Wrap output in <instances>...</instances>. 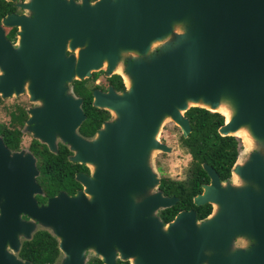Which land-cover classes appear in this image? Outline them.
I'll return each mask as SVG.
<instances>
[{
  "label": "water",
  "instance_id": "1",
  "mask_svg": "<svg viewBox=\"0 0 264 264\" xmlns=\"http://www.w3.org/2000/svg\"><path fill=\"white\" fill-rule=\"evenodd\" d=\"M20 7L24 15L0 19V98L25 92L37 106L26 110L24 130L49 153L64 145L67 160L87 173L74 174L73 195L59 191L37 204L34 158L0 138V264H30L15 254L35 227L55 240L57 264H84L85 254L101 264H264V0H24ZM12 26L16 48L2 41L1 27ZM101 69L123 90L91 91V106L109 118L82 138L81 100L70 84ZM197 98L221 105L228 120L186 103ZM192 107L222 117L219 136L238 139L231 132L247 128L252 151L239 161L237 153L225 181L201 164L207 182L191 201L208 204L209 213L195 220L193 210L180 211L163 224L156 213L176 198L157 189L149 157L169 151L156 139L164 116L185 138L183 113Z\"/></svg>",
  "mask_w": 264,
  "mask_h": 264
},
{
  "label": "trees",
  "instance_id": "2",
  "mask_svg": "<svg viewBox=\"0 0 264 264\" xmlns=\"http://www.w3.org/2000/svg\"><path fill=\"white\" fill-rule=\"evenodd\" d=\"M92 1V0H88ZM101 72L91 73L89 78L80 81L73 80L70 90L75 97L80 98V108L84 119L76 132L82 138H90L99 128L100 124L109 118L106 111L91 106V91L103 89L93 85V81ZM105 82L113 91L123 90L120 78L117 75L105 77ZM183 116L188 121L189 132L185 138L180 135L178 143L189 157L188 166L183 180H171L160 177L157 189L163 196H173L175 203L157 212L161 222L167 223L180 211L193 210L195 220H202L210 211L208 204L194 206L191 198L200 192V185L207 182V177L201 169V164H206L214 170L219 181L229 177L230 168L239 154L238 140L230 136H219L216 129L222 124V117L217 113H210L200 108H188ZM2 144L16 150L19 142L17 130L9 131L0 126ZM28 150L36 159L35 168L37 176L35 182L41 194L35 195L37 204L43 203L48 197L62 191L66 195H73L79 184L73 180L76 173H87L83 165L71 163L67 160L70 152L64 145L58 144L55 153H49L45 146L32 140ZM18 258L27 260L30 264H52L57 256L55 240L45 230H36L27 241H21L17 253ZM86 264H101L100 260L92 257ZM114 264H127L126 261L115 260Z\"/></svg>",
  "mask_w": 264,
  "mask_h": 264
},
{
  "label": "rangeland",
  "instance_id": "3",
  "mask_svg": "<svg viewBox=\"0 0 264 264\" xmlns=\"http://www.w3.org/2000/svg\"><path fill=\"white\" fill-rule=\"evenodd\" d=\"M99 72H101V73L98 74L96 79L93 81V85H98L100 87H104V89H105L106 88L105 75H104L102 69L99 70ZM114 73H116V74L119 73L118 67H117V69H115ZM121 80L123 81L122 77H121ZM66 90L69 91L68 85H66ZM16 96L18 98H21L24 102L27 101V103H24V104H26V106L28 105L26 110L37 106V103H33V102L29 101L25 92H22L21 94H18ZM16 96H10V97L12 98V97H16ZM10 97L0 98V125H5V123H6L7 110H8V109H6V105H7V103L10 102V99H7V98H10ZM21 133H22V143L25 145L27 139L28 138L32 139V138H31L30 134L24 130V124H23V127L21 129ZM179 135H180L179 130L168 120L162 121V123L159 125L158 132L156 135V139L158 142L163 143L165 146H167L169 148V151L166 153H162L160 151H154V152H152V154L149 157V164L151 166V169L155 173V175L158 179L160 177H165V178H168L171 180H178L179 181V180H183L185 178V173H186V169L188 166L189 157L185 153L184 149L179 146V143H178ZM235 137L238 138L237 139L238 143L240 141L239 145H241V149L239 147V149H240L239 150V158L243 155V152L248 151V153H249L250 151H252V148H249L247 150L245 149L246 145L244 142V139H245L244 133H240V134L236 133ZM21 149L26 150L24 147ZM21 149H19V150H21ZM244 149H245V151H244ZM239 158H238V161H239ZM156 215H157V213H156ZM36 230H44V229H42L40 227H35L34 232ZM21 241H24V240L20 239V243H21ZM17 253L18 252H16L15 256L18 258ZM92 257L93 256L91 254H85L84 255V264H86L87 261L89 259H91ZM18 259H20V258H18ZM58 259H59V254L53 263L57 264Z\"/></svg>",
  "mask_w": 264,
  "mask_h": 264
},
{
  "label": "flooded vegetation",
  "instance_id": "4",
  "mask_svg": "<svg viewBox=\"0 0 264 264\" xmlns=\"http://www.w3.org/2000/svg\"><path fill=\"white\" fill-rule=\"evenodd\" d=\"M22 3H24V0H0V19L3 18L4 16L11 15V14L15 15V16L24 15L25 12L20 7V5ZM1 31H2V33H1L2 34V41L7 43L11 48H16V45H17L16 41H17V37H18L17 27L16 26L1 27ZM65 54H67L66 51H65ZM105 85L108 86L107 84H105ZM103 90H104V87L100 91H103ZM7 99H10V102L7 103V105H6V109H8L7 110V120H6L5 125H0V126L5 127L9 131H12V130L16 131L17 130V132L19 133V142L17 145L18 146L17 149L16 150H10L8 148L7 149L9 151L14 152V151H18L19 149L24 147L32 155V153L28 150V147L30 146V143L33 139L28 138L26 141V144L24 145L22 143V133H21V129H22L24 121L26 119V108L28 106V105L26 106V104H24V103H27V101L24 102L21 98H18L17 96L12 97V98L10 97ZM58 144H60V143L57 142L56 146ZM32 157L34 158V165H35L36 159L33 155H32ZM45 200H44V202H45ZM43 203H40V204H43ZM52 264H54V263H52Z\"/></svg>",
  "mask_w": 264,
  "mask_h": 264
},
{
  "label": "bare ground",
  "instance_id": "5",
  "mask_svg": "<svg viewBox=\"0 0 264 264\" xmlns=\"http://www.w3.org/2000/svg\"><path fill=\"white\" fill-rule=\"evenodd\" d=\"M103 65H105V62H104V61H102V64H101L100 67H103ZM115 69H117V66H115V68L113 69V71H112L113 73H114ZM116 72H117V71H116ZM121 77H122V79H123V81H122L123 85H124L125 87H128V82H127V80L125 79V77H124V76H121ZM186 103H187L189 106H199V107H203V108H205V109H209L210 111H217L218 113H220V114L223 115L225 121L228 120V116L225 115V112H224V110H223V108H222L221 105L216 106V107H210L208 104H206V103H202V102H201V98H197V99L194 100V101H191V100L187 99V100H186ZM164 118H165L166 120L168 119L166 116H164ZM246 131H248L247 128H245L244 126H239L238 128H236V130H234V131L231 132V133H233L234 135H236V133H239V134H240V133H244V135L246 136V135H247V134H246V133H247ZM238 158H239V154H238V156H237V161H238Z\"/></svg>",
  "mask_w": 264,
  "mask_h": 264
}]
</instances>
